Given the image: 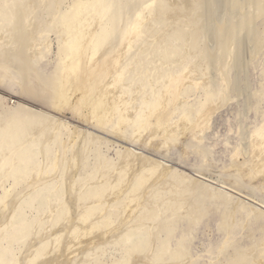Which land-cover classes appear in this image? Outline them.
Returning <instances> with one entry per match:
<instances>
[{
    "label": "bare ground",
    "instance_id": "bare-ground-1",
    "mask_svg": "<svg viewBox=\"0 0 264 264\" xmlns=\"http://www.w3.org/2000/svg\"><path fill=\"white\" fill-rule=\"evenodd\" d=\"M224 12L239 20L227 24ZM262 16L264 0H0V85L20 88L13 106L0 94V264H106L88 256L110 241L124 248L112 263L192 264L187 236L211 209L223 241L207 264H264V223L261 237L248 234L250 244L235 235L264 218L253 198L181 178L134 149H117L115 160L111 141L46 112L68 106L85 118L89 105L98 129L132 142L155 119L159 132L147 145L160 134L177 143L188 131L200 147L214 113L232 99V69L264 46V19L259 34L253 29ZM54 39L56 67L47 75L39 66ZM201 87L209 92L186 111L192 104L183 100ZM261 157L264 123L235 148L227 180L244 187L240 180L264 173Z\"/></svg>",
    "mask_w": 264,
    "mask_h": 264
},
{
    "label": "rangeland",
    "instance_id": "rangeland-1",
    "mask_svg": "<svg viewBox=\"0 0 264 264\" xmlns=\"http://www.w3.org/2000/svg\"><path fill=\"white\" fill-rule=\"evenodd\" d=\"M224 14L226 15L227 24L234 23L235 19L239 20V18H233L230 12H224ZM214 17L215 19L222 20V17L224 16L218 13L217 15L214 14ZM242 17L243 16H241V18ZM263 19L264 16L258 18L253 25V29L257 31L256 34H259L257 28L262 25L261 21ZM51 37L54 38L55 36L51 35ZM211 43L213 44V42L210 41V49L212 47ZM247 44L248 42L246 45ZM55 50H57V48L56 40L54 39L51 51L46 55V57L42 59L39 66L40 69L47 75H50L55 71ZM244 50V48L238 47L236 52L238 51L242 54ZM180 68L181 67H178L177 69ZM230 77L234 90L232 91L233 94L231 92L232 99L227 100L225 104L221 106V108H219L216 113H214L209 128L201 134L202 141L200 143V147H196L192 144L193 142L191 141L193 136L191 133H188V131L185 132L186 134L184 136H181L177 143L169 142V145L164 144L160 139V137H162V134H160L159 136H155V138H153V141H155L152 142V146L147 145V142L149 139H151L148 134L150 132H159L157 124L156 127H153V124L156 121L155 119H152L153 122L147 129L145 136L141 139L142 141L132 142L121 137L118 139L112 134L98 129L90 119L91 117L89 114L92 110V107L89 105L84 104L83 107L85 118L84 116L82 117L77 115L76 112H74L72 108L68 106L59 112H51L52 110L50 111V109H46V112L51 113L54 117L58 118L59 121L66 120L73 128L74 126L79 127L106 139V142L111 141L113 147L108 152V156L114 158L115 160H117V149H134V151L140 152L143 155L149 156L155 160L176 168L181 178L197 177L202 180L209 181L213 184V187H222L227 189L234 193V196L240 195L242 199H245L246 201L252 200L253 198L255 203L264 208V200L260 199L264 198V173L260 174L254 180H251L250 177H245V179L240 180L245 184L244 187L243 185H236L234 178H231V182L227 180V174L236 172V169L232 167V157L234 155L235 148L243 143L245 138L249 137L256 128L264 123V46L252 63H249L245 68L242 69H232ZM11 88L12 89L0 85V94H2V97L4 100H6L8 105L13 106L17 104V97H13V95H16L15 92H20V88L17 86V84L11 86ZM207 92H209V87H201L195 94L191 93V95L185 98L183 102L190 105L192 104V107H187L185 110L189 111L191 108L199 107V105L196 103L197 99H204ZM22 97L25 102H34L30 98V100H28V97L26 96ZM34 103L39 105L37 101ZM35 107L40 108V105H35ZM42 110L45 109L42 108ZM174 118L177 120L179 118V113L175 114ZM102 148L104 151H106L105 144L102 145ZM203 150L208 151V153L205 152L206 157L204 156ZM239 160L240 162L244 161L242 156ZM263 161L264 160L261 157L258 162L260 164ZM247 169L248 167L243 170V172L245 171V175L248 172ZM243 172L241 170L242 175ZM239 177L242 178L240 175ZM246 180L249 181L251 185L246 182ZM4 186L7 187V183ZM1 191L2 189L0 188V192ZM254 193L260 196V198L253 197ZM150 200L153 202L154 199L150 198ZM218 217L219 211L216 209H211L209 216L205 218L199 225H196L191 230V232H189L187 236L189 240L187 242L190 254L193 257L192 264H207L210 261H213L214 257L216 256L218 248L223 241V234L217 230L216 226L218 223ZM181 221L182 222H180L178 227L175 229V238H172V240L169 242L171 249L176 247V239L182 236V229L187 227L186 219ZM263 223L264 218L257 220L254 219L249 228L237 229L235 235L237 240L242 241L240 245H247L251 243L253 238L248 237V234L250 233H253L255 238L261 237L262 232L260 230V226L263 225ZM110 243L111 241L108 245L103 244L105 246L103 249L104 252H101L98 255H90L88 256V259L92 260L95 257L101 256L103 261L107 262L106 264L110 262V264H120L118 261L112 263L111 260L113 257H115L114 259H122L121 254L124 248H116L113 243ZM87 244L88 241L82 242L81 240L79 247H85ZM109 246L111 247L109 248ZM133 264L149 263L137 261Z\"/></svg>",
    "mask_w": 264,
    "mask_h": 264
}]
</instances>
